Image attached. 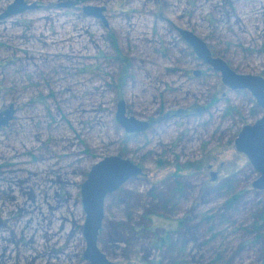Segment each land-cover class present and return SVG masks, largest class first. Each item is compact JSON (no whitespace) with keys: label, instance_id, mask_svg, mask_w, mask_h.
I'll return each instance as SVG.
<instances>
[{"label":"rangeland","instance_id":"rangeland-1","mask_svg":"<svg viewBox=\"0 0 264 264\" xmlns=\"http://www.w3.org/2000/svg\"><path fill=\"white\" fill-rule=\"evenodd\" d=\"M23 2L16 11V0H0V112H13L0 125V222L19 230L21 246L33 233L42 250L43 237L64 225L71 255L78 217L80 264H88L80 186L94 163L118 155L147 176L122 185L116 209L112 197L105 200L98 246L110 260L264 264V242H249L245 228L258 207L264 210V190L252 187L258 173L234 144L261 109L249 91L223 84L179 32L201 37L236 72L264 76V0ZM120 100L127 115L147 123L145 130L127 132L116 121ZM174 174L180 199L168 215L156 205L169 200ZM233 194L235 203L225 207ZM177 219L180 225L171 224ZM173 227L186 246L156 249L152 235ZM42 228L50 232H34ZM4 244L0 262L20 255L24 264Z\"/></svg>","mask_w":264,"mask_h":264},{"label":"water","instance_id":"water-1","mask_svg":"<svg viewBox=\"0 0 264 264\" xmlns=\"http://www.w3.org/2000/svg\"><path fill=\"white\" fill-rule=\"evenodd\" d=\"M16 11L26 7L23 0H16ZM14 8V7H13ZM87 10L95 8L87 7ZM14 11V10H13ZM11 12V10H10ZM186 42L193 48L196 56L221 75L222 83L230 90H247L254 97L261 109V115L251 124L240 129L234 144L236 150L243 153L248 162L258 173L252 182L256 190H264V76L236 72L226 60L214 56L207 43L198 35L187 29H180ZM12 109L0 112V125H5L12 117ZM116 121L127 132H140L147 128V123L126 114L125 102L117 103ZM142 173V168L126 157L118 155L105 156L94 163L81 185V196L85 212L83 235L86 243L84 260L88 264H114L100 252L96 245V236L103 219L105 197L126 182L129 178ZM216 173H211V179Z\"/></svg>","mask_w":264,"mask_h":264},{"label":"flooded vegetation","instance_id":"flooded-vegetation-1","mask_svg":"<svg viewBox=\"0 0 264 264\" xmlns=\"http://www.w3.org/2000/svg\"><path fill=\"white\" fill-rule=\"evenodd\" d=\"M180 32V31H179ZM181 34V33H180ZM182 35V34H181ZM213 54V53H212ZM214 55V54H213ZM215 56V55H214ZM177 167V166H176ZM209 169L211 168L210 166L208 167ZM89 172V171H88ZM213 171H211L210 172V177H211V173H212ZM88 175V174H87ZM141 175L142 176H147L146 175V172H145V170L144 169H142V173L141 174H139V175H137V176H133L134 178H136V177H141ZM174 177H173V179L175 180V181H172L173 182V195H167L168 196V198H169V200L168 199H165V201L164 200H160L159 198L157 199L158 200V203H157V207H156V210H159V211H161V212H167L168 213V215H171V213L173 214V213H175V211H176V206L174 205L173 206V204H174V202L177 200V202L179 203V199H180V192H179V190H180V181L178 180V181H176V176H178V175H176L175 176V174L173 175ZM133 177H131V178H133ZM179 177V176H178ZM130 179V178H129ZM128 179V180H129ZM216 179V178H215ZM214 179V180H215ZM212 180V179H211ZM214 180H212V181H214ZM59 182H60V179L58 180ZM57 181V182H58ZM127 181V180H126ZM84 182V181H83ZM82 182V183H83ZM82 183H81V185H82ZM125 183V182H124ZM123 183V184H124ZM123 184H121L118 188H116L113 192H111L110 194H108L107 196H110V197H112L113 199H112V206H110V207H113V206H115V209H116V207H118L117 205H119V199H118V197H117V195H118V193H119V191H120V189H121V187H122V185ZM167 187H169V186H167ZM157 189V188H156ZM164 191V190H163ZM163 191H161L160 193L161 194H164V193H162ZM80 192H81V186H80ZM117 194V195H116ZM172 194V193H171ZM107 196L105 197V200H106V198H107ZM10 200H14L13 202H15V201H17V199L15 198H13V197H11V198H9ZM4 199H2V201H3ZM105 200H104V205H103V214L105 215V212H106V207H105V205H106V202H105ZM45 201H48V199L47 198H45ZM45 201H44V203H45ZM64 201V199H63V197H61L60 198V202L59 203H61V202H63ZM81 201H82V196H81ZM43 202V201H42ZM177 203V204H178ZM82 205H83V203H82ZM56 207H53V208H48L47 207V209H46V211L48 212V211H50V212H52L54 209H55ZM84 210V209H83ZM74 211H76V208H74ZM150 211V210H149ZM148 211V212H149ZM150 212H153L152 210L150 211ZM46 215H48V214H46ZM15 215H13V217H14ZM2 218V217H1ZM103 218H104V216H103ZM15 217H14V219H13V222H14V224H17V222H15ZM165 219V218H164ZM45 221H47V218L45 219ZM67 222L68 220L66 219V220H64V222ZM102 221H103V219H102ZM50 224H52V222H53V217H51L50 218ZM182 223V221H181V219H177V220H173L172 222H171V224H175V226H177V225H180ZM72 224H73V226H74V230H73V232H72V236H74L75 237V235H78V236H76L77 238H75V240H76V243H75V251H74V253H72L71 255H67L66 256V252H67V248L70 246V244H69V241L67 240L66 242H65V236H64V225L62 226V227H60L59 228V231L57 230V235L55 234V232L52 234V235H48V234H46L44 237H43V239H45V241H44V243L46 244L44 247H43V249L42 250H44L43 251V253H41V252H39L38 250H40V249H38V245L36 244L38 241H36V236H35V234L33 235V233H32V236L30 237V239H28V242L26 243H22V246H21V240H20V236L18 235V233H16L17 231H19V230H17V231H15V228H7L6 227V223L5 222H0V240L1 241H4V240H6V242H7V240H8V243H10V244H12L11 245V248H12V251L11 252H13V250L15 251V256H16V252H17V255H19V254H21V258L23 259V262H24V264H66L67 262H68V259H70V260H72V259H75L74 261L76 262V264H80V219L77 217H75L74 218V220L72 221ZM125 224L126 223H121V225L123 226H125ZM84 225V224H83ZM101 226H102V222H101ZM101 226H100V229H99V231H98V234H97V236H96V245H97V247H98V249L100 250V248H99V246H98V237H99V233H100V230H101ZM66 227V226H65ZM83 228V227H82ZM42 231H44V232H47V233H49L50 231L48 230H46V229H44V228H42V230H35L34 232L36 233V232H42ZM5 232H7L9 235L6 237V236H4L5 235ZM178 231L176 230V228H174L173 227V229H169V230H166L165 228H162L161 230H160V232L158 233V235L157 234H153L152 235V237L154 238V239H152V241H153V243H154V247L156 248V249H158V250H162V249H168L167 251H172L173 249H175V248H178V250L180 251V248L181 247H185L186 245H185V240H184V242L182 243V241H181V238H180V236L179 235H176V233H177ZM55 234V235H54ZM136 235V234H135ZM136 237V236H135ZM56 239H58L57 240V244L56 245H53V246H49L48 244H51V242L53 241V240H56ZM60 241L61 242H63L64 243V245L62 246L61 245V247H63V248H59V246L58 245H60L59 243H60ZM127 241L128 242H131V241H133V233L132 234H129V236H128V238H127ZM42 242V241H41ZM43 243V242H42ZM69 245V246H68ZM7 246H6V244H4L3 246H1L0 247V249H2V252H1V254H3L4 255V250L5 249H7L6 248ZM54 247V248H53ZM52 248V249H51ZM17 250V251H16ZM21 250H24L22 253H21ZM42 250H40V251H42ZM25 252V253H24ZM32 252V253H31ZM100 252H102L101 250H100ZM28 253H31L33 256H29L28 255ZM103 253V252H102ZM0 254V255H1ZM84 254V253H83ZM83 254H82V259L84 260V257H83ZM104 254V253H103ZM105 255V257L108 259V260H110L107 256H106V254H104ZM58 256H62L61 258H63L62 260H64V262H58L57 263V258L56 257H58ZM5 259V258H4ZM4 259H2L1 260V262H0V264H4L3 262H4ZM15 259V258H14ZM176 258L175 257H171V258H168V262H169V264H177V261L175 260ZM20 260V255H19V258H17V260L15 259V260H13V262H12V264H20L21 263V260ZM53 261V262H52ZM110 261H112V260H110ZM113 262V261H112ZM114 264H116L115 262H113ZM11 264V263H10Z\"/></svg>","mask_w":264,"mask_h":264},{"label":"trees","instance_id":"trees-1","mask_svg":"<svg viewBox=\"0 0 264 264\" xmlns=\"http://www.w3.org/2000/svg\"><path fill=\"white\" fill-rule=\"evenodd\" d=\"M171 195H173V193ZM237 197L238 196L236 194H233V196L229 197V199H227L225 202V207H232L231 205L235 203ZM263 226H264V210L258 207L257 210L253 212V215L251 216V218H249V222L245 226V228L248 227L249 229L248 233L249 235L252 236V239L249 242H253V243L264 242V232L262 230Z\"/></svg>","mask_w":264,"mask_h":264}]
</instances>
